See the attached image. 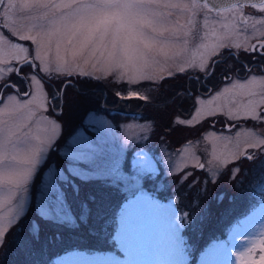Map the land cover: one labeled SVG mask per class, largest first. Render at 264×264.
Here are the masks:
<instances>
[{
  "label": "snow or ice",
  "instance_id": "6c2138e0",
  "mask_svg": "<svg viewBox=\"0 0 264 264\" xmlns=\"http://www.w3.org/2000/svg\"><path fill=\"white\" fill-rule=\"evenodd\" d=\"M248 4L259 9L258 16L245 14ZM213 11L220 17L213 23H220L223 31L211 45L197 44L208 32L201 36L196 17L202 14L207 28L208 13ZM185 16L189 17L187 24H181ZM19 41H29L32 47ZM190 42L194 50L189 48ZM226 49L233 58L237 56L233 49L259 57V73L247 67L249 76L243 81L230 80L228 74L234 69L228 65L223 78L230 80L229 86L216 89L209 98L185 90L199 107H194L191 119L178 121L191 124L208 106L209 115L224 110L233 119L243 117L253 122V128L222 138L232 147L220 165L243 155L241 145L264 148V131H257L264 126V0H0V64L5 66L0 68V185L7 193L0 198V209L4 210L0 211V245L25 216L36 175L61 137L62 117H57V111L63 112L59 100L66 80L73 76L85 80L95 77L97 81L111 77L114 82L151 84L188 74L189 80L200 84L227 64ZM25 66L35 71L25 73ZM5 72L14 73L17 80L11 75L5 78ZM164 72L167 77L161 75ZM54 80L60 81L59 88H53ZM115 95L124 99L136 93ZM64 96L67 104L66 91ZM85 124L91 134L76 131L60 151L66 171L50 167L36 201L45 219L66 227L88 226L94 215L99 232L113 229L111 251H73L69 253L71 264H190L191 254L180 236L187 226V214L180 223L169 219L142 183L154 174L155 164L143 150L129 159L123 147H112L117 139L115 126L102 115ZM140 127L145 132L151 130L150 126ZM212 155L216 158L215 150ZM197 166L205 167L199 161ZM77 180L98 183L100 192L126 190V203L118 216L111 217V225L104 198L96 192L80 200L79 213L74 212L67 189L70 186L72 196L79 197L82 189ZM37 238L38 234L29 233L21 243L27 246ZM238 256L241 264H264V239L253 242ZM200 264L209 262L202 257Z\"/></svg>",
  "mask_w": 264,
  "mask_h": 264
},
{
  "label": "rangeland",
  "instance_id": "374dc122",
  "mask_svg": "<svg viewBox=\"0 0 264 264\" xmlns=\"http://www.w3.org/2000/svg\"><path fill=\"white\" fill-rule=\"evenodd\" d=\"M188 19L189 17L185 16L180 20V23L187 24ZM196 20V28L200 31L201 36H203L204 32H208V29L203 24L204 16L202 14L198 15ZM218 31L219 33L222 32V30ZM212 34L210 36L208 32L207 38L196 43L203 42L211 45L216 40V36ZM19 42L24 46L32 47L29 41ZM189 48L194 50L192 42H190ZM235 52L237 53V60L245 58L244 55L238 54L239 49H235ZM0 68H5V66L0 64ZM31 71L35 70L29 69L26 66L23 68V72L25 73ZM252 72L259 73V71ZM233 73H235L234 77L230 80L239 78L243 81L244 78L249 76V73L245 74V76H239L236 70ZM190 74L195 75L196 73ZM4 75L5 78L11 75V78L17 80L14 73L8 74L5 72ZM96 75H99V73ZM161 75L167 77L166 72ZM186 76L188 74H180L175 79L165 78L151 84L143 81L136 84H128L126 81L114 82L109 77L103 80L107 84L105 85L106 87L93 84L91 82L92 80H94L93 82L97 81L95 77L88 80L82 77L80 78V82H74V84L71 82L64 83V88L61 89V99L59 100L60 108L63 109V112L61 113L60 110L57 111V117H62L59 121L62 123L61 137L54 145L55 150H50L46 154V161L49 158L50 161L48 166L42 170L43 175L40 183L37 179L42 167L36 175L33 182L34 185L32 184L31 186L25 216L13 232L6 236L7 242L5 240L6 244H3L4 247L0 245V251L1 249L3 250V255L6 254L8 256L11 253L10 247L15 245L14 249L17 256L14 259L15 264L24 259L25 253L29 252V254L31 253L35 256L33 247L42 245L40 244V238H37L34 243H28L27 246L22 244L21 241L25 240L29 233L36 234L41 225L43 227L64 226L53 220L45 219L41 215L40 208L36 203L39 199L40 186L43 183L44 174L52 166H55L57 169L64 168L66 171V161L61 157L60 151L65 149L67 142L75 135L76 131L83 129L85 133L91 134L85 121H89L97 115H102L115 126L114 130L117 139L112 142V147L117 149L123 147L129 159L134 157L136 151L143 150L146 157L155 164L156 170L154 174L150 178H146L142 183L146 191L162 206L160 211L168 216L169 219L174 218L175 223H180L184 219L185 214H187L186 224L193 225L191 232L194 234L195 229H198V235L195 234L197 239L209 228V224L207 223L214 217V214H212L214 208L217 215H220L219 213L224 211L223 208L217 207V205L212 210L211 205L213 203L206 199L202 203H198L199 197L205 193H212L211 189L219 184L220 188L215 194L217 193L220 199H222L224 197L223 195L232 193L233 187L231 184L233 185V181L239 184L242 179L244 181L246 174L249 173V169L254 166L257 168L263 167L262 171L257 170L256 174L254 172L251 183V187L253 190L255 189L254 196H257L256 200H261L253 203V207L247 215L238 220L237 218L233 219L237 221L231 227L226 241L210 239L211 232L209 235L199 238L202 242L201 246H203V249L201 247L199 249L190 242L191 235L188 234L187 226L180 233L183 242H185L184 246L187 252L191 254L190 264H200L202 257L204 259L209 257L210 260H207L209 264H241L238 253L245 251L253 242L264 239V236H258L259 232L264 233V215L261 216L258 214L264 211V188L259 187L260 181L262 179L264 180V148L254 149L249 148L247 145H241L240 151L243 155L238 158H228L225 164L220 165V161L224 160L228 155V148L232 147L231 144H228L227 140L222 138H232L238 131L243 133L253 128V122L243 117L233 119L225 115L224 110H217L213 115H209L207 110L208 106H204L203 114L199 119L193 120L191 124H179V120L187 121L191 119L195 114L194 107H199L198 105H194L193 99L185 95V90L191 91L193 95L200 98H209L215 93L216 89L229 86L230 82L229 79L221 81L220 78L216 79L214 76L207 81H201L200 84H195L191 80L181 82L179 85H175L176 82H173L177 78ZM75 77L73 76V78ZM52 86L53 88H59L60 81H52ZM21 91H23V87H21ZM48 91L51 92V89H48ZM65 91L68 101L67 104L65 103ZM116 92H120L122 96H127V94L132 92H135L136 95L122 99L115 95ZM116 109L121 111L116 118L111 117L107 113L108 110ZM51 111L52 109L49 108V114ZM207 122H209L208 125L200 131L198 128ZM166 124L169 125V128L181 125L185 128V131L193 128L195 125L197 127V135L193 133L186 136L181 130L187 139L179 146H173L171 142L172 136L177 139L180 135H171L176 127L172 130L169 128L165 129L164 126ZM141 125L146 128L150 126L151 130L147 132L142 131ZM157 130L165 131L167 133H164L166 136L159 135ZM257 131H264V126L259 127ZM212 133H215V136ZM141 136L147 138L140 139ZM20 147L23 149L24 146L21 145ZM213 150H215L216 158L212 155ZM249 155H251V158H248ZM197 161L203 163L205 167L203 169L199 168ZM209 161H212V163L210 164ZM76 183L81 185V195L75 198L70 196L71 187L69 186L67 191L70 202L76 198H78V201L82 199L86 200L87 196L97 189L98 194L102 195L105 200L106 215L110 217L108 224L111 225V217L114 215L117 205L122 201L118 208V216L123 204L126 203L125 197L128 195L126 190L113 189L110 192H100L99 185L96 182H81L77 180ZM223 183L225 184L223 185ZM36 186L35 191L34 188ZM155 191H159L160 193H154ZM6 194V190L0 185V198L5 197ZM214 197L216 196L214 195ZM77 205L78 203H73L74 212L78 214L79 209ZM0 211L4 210L0 209ZM200 221L203 222L200 223ZM224 223L225 221H222L220 226H223ZM216 229H219V226ZM64 230L70 232L66 226ZM53 232L56 237L60 234L58 229H55ZM61 235L63 236L62 233ZM110 235H114L112 228H108L107 231L97 234L101 239L106 240H108ZM63 241L56 239L54 243L60 242V245H62ZM110 244H112L111 239ZM73 251L85 250L75 249L60 253L55 256V259L50 264H62V262L63 264H71L72 258L69 257V253ZM107 251L111 250L97 252ZM258 255L259 251L257 250L256 256L258 257ZM32 260L33 256L30 255V261Z\"/></svg>",
  "mask_w": 264,
  "mask_h": 264
},
{
  "label": "trees",
  "instance_id": "16d2710c",
  "mask_svg": "<svg viewBox=\"0 0 264 264\" xmlns=\"http://www.w3.org/2000/svg\"><path fill=\"white\" fill-rule=\"evenodd\" d=\"M80 78H82V77H75V78L72 77V78L68 79L69 81L66 80L64 83H70L71 82L72 84H74V82H80L81 81ZM187 80H189L188 76L177 78L173 82L174 83L176 82L175 85H177V84L179 85V84H181V82L182 83L184 81L187 82ZM93 81L94 80H92L91 82L95 85H98V86L107 85L104 81H96V82H93ZM119 112H121V111H118L117 109L107 111V113L109 115H111V117H113V118H116V116H119L118 115ZM169 121L171 122V120H169ZM170 122H169V124H170ZM209 122H210V120H209ZM209 122L204 123L203 126L199 127L198 129H200V131H201L203 128H205L208 125ZM174 127H176V128L173 130L171 135H180V137H178L176 139L172 136L171 142L173 143V146H179L185 139H187V138H185V135L189 136L193 133L197 135V127L195 125L193 126V128H190L187 131H185V128L181 125H176V126H173L172 128H169L168 124H166L164 126L165 129L169 128L170 130H172ZM181 130L184 132L185 135L182 134ZM157 132L159 135H163V136H166L165 134H167L163 130L162 131L157 130ZM49 161H50V158L47 159L45 164L42 166L40 173L38 174L37 180L39 181V183H40V181L42 179V175H43L42 170L48 166ZM257 170L262 171L263 167L257 168L254 166L251 169H249V173L246 174L244 181L242 179V181L239 184H237L236 181H233V185L231 184V186L233 187L232 193H228L226 195H223L224 197L222 199H220V197L218 196L217 193L215 194V192L220 188L219 184L211 189L212 193H210V194L205 193L199 197L198 203H202L206 199V200H209L211 203H213V205H211L212 210H213V207H215L217 205V207L223 208L224 211L222 213H219L220 215H217V212L215 211V208H214V211L212 213V214H214V217H213V219L209 220L207 223V224H209V228L204 232V234L202 236L198 237V239L195 237V234H197L198 229H195V234H194L191 232L193 225L192 224L187 225L188 234L191 235L190 242L193 245H195L197 248L201 249L203 246H201L202 242H201V239H199V238L205 237L206 235H209L211 232H212V235H211L210 239H216V240H221V241L227 240V237L229 236L231 227L233 226L234 222H236L238 219L247 215L251 211V208L253 207V203H256V202L261 200V199L256 200L257 196H254L255 189L253 190V188L251 187L254 172L256 174ZM227 181H229V180H227ZM263 182H264V180L262 179L260 181V184H259L260 188H264ZM38 184H37V186H38ZM224 184L225 183H223V185ZM37 186L34 188L35 191H36ZM94 192H96L98 194L97 189ZM154 193L159 194L160 192L155 191ZM214 195L216 197H214ZM231 195H232V197H231ZM70 196H72V194ZM71 202L72 203H78L79 201H78V198H76L74 201L71 200ZM120 203L117 205L116 211L114 212V215H116V216H117V212H118V208H119ZM226 204H227V207H226ZM234 218H237V220L234 221L233 220ZM219 220H220V222H219ZM222 221H225V223L223 224V226H220ZM202 222L203 221H200V223H202ZM218 226H219V229H216ZM54 227L53 226L43 227V225L39 226L38 232L36 234H39L38 238H40V242H41L40 244H42V245L37 246V247H33V252H35L34 253L35 256L31 253L29 254V252L25 253L24 259H22L21 261H18L17 264H50L55 259V256H57L60 253H64L66 251L79 249V250H85L88 252H97V251L112 250L111 248H113V245L110 244V238H108V240H106V239H101L100 236H97V234L100 233L98 231V229L100 228V225L97 222L96 217L94 215L90 217V222H89L88 226L82 225L81 227L76 228V229H72V228L68 227L70 232L68 230L67 231L64 230L65 226H63V227L54 226ZM55 229H58V231L60 233L58 237H56L54 232H53ZM94 229L97 231H94ZM61 233L63 234V236L61 235ZM51 236H53V237H51ZM56 239L64 240L62 245H60L61 244L60 242L54 243ZM6 242H7V240H6ZM6 242L4 243V245L6 244ZM4 245H3V247H4ZM14 246L15 245H12L10 247L11 253L8 256L6 254L3 255V250L1 249V251H0V264H15L14 259L17 258V256L15 254ZM36 254H38V255L36 256ZM30 255L33 256L32 261H30Z\"/></svg>",
  "mask_w": 264,
  "mask_h": 264
},
{
  "label": "flooded vegetation",
  "instance_id": "af4514ba",
  "mask_svg": "<svg viewBox=\"0 0 264 264\" xmlns=\"http://www.w3.org/2000/svg\"><path fill=\"white\" fill-rule=\"evenodd\" d=\"M244 12L245 14L247 15H259V9H252L250 7V4L246 5V7L244 8ZM231 13H222V16H230ZM208 19H209V26L207 27L208 29V32H209V35L211 36V34L213 36H217L219 34V31L218 30H222L223 29L220 27V23L216 22V23H213L214 21H219L220 20V17H217L216 16V13L213 11V12H210L208 13ZM235 50V49H233ZM232 50V51H233ZM242 50V51H241ZM224 51V54L227 55L228 54V59H227V64L226 65H221L220 68L215 72V75L214 77L217 79V78H220L221 81H225L226 79L223 78V69H225L228 65H230L234 70L237 71V74L239 76L241 75H244L247 74L248 72L245 71V68L247 67H251L252 71H255V72H258L261 65H262V62H261V59L259 57H253L252 54L250 52H245L243 49H239V53L241 51V54L244 55V59H241V60H237L236 58H233L229 52V50H223ZM230 55V56H229ZM211 62V61H209ZM233 62V63H232ZM243 71V72H241ZM240 73H243V74H240ZM234 74L233 72L229 73V78L232 79L234 77ZM219 80V79H218ZM219 83V82H217ZM215 84V83H214ZM211 86V85H210ZM212 87V86H211Z\"/></svg>",
  "mask_w": 264,
  "mask_h": 264
},
{
  "label": "water",
  "instance_id": "95a60500",
  "mask_svg": "<svg viewBox=\"0 0 264 264\" xmlns=\"http://www.w3.org/2000/svg\"><path fill=\"white\" fill-rule=\"evenodd\" d=\"M219 3L236 2V0H218ZM251 3H259V0H250Z\"/></svg>",
  "mask_w": 264,
  "mask_h": 264
},
{
  "label": "bare ground",
  "instance_id": "6f19581e",
  "mask_svg": "<svg viewBox=\"0 0 264 264\" xmlns=\"http://www.w3.org/2000/svg\"><path fill=\"white\" fill-rule=\"evenodd\" d=\"M258 214L262 216V215H264V211H261V212L258 213ZM263 217H264V216H263ZM257 221H259V220H257ZM259 222H260V221H259ZM259 234H260V235H259ZM258 236H264V233H260V232H259V233H258ZM246 248H247V247H246ZM206 260H210L209 257H207Z\"/></svg>",
  "mask_w": 264,
  "mask_h": 264
}]
</instances>
